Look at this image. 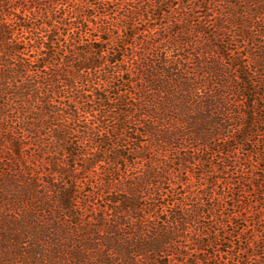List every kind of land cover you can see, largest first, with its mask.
<instances>
[{"label":"trees","instance_id":"obj_1","mask_svg":"<svg viewBox=\"0 0 264 264\" xmlns=\"http://www.w3.org/2000/svg\"><path fill=\"white\" fill-rule=\"evenodd\" d=\"M92 1L0 0V264H264L219 234L231 143L264 126V0H135L159 27Z\"/></svg>","mask_w":264,"mask_h":264},{"label":"rangeland","instance_id":"obj_2","mask_svg":"<svg viewBox=\"0 0 264 264\" xmlns=\"http://www.w3.org/2000/svg\"><path fill=\"white\" fill-rule=\"evenodd\" d=\"M109 1L110 3L106 6L107 7L106 13L108 17H111L110 18L111 20L112 18L113 20H115V18L120 20L119 18L121 17L125 18L124 17L125 15H128L131 18L132 14L130 13V10L140 11L141 9V7L138 5V2H135V0H131L129 2H127V0H109ZM42 4H43V1H42ZM92 4L94 6H98L99 5L98 0H93ZM97 8L98 7H95V9ZM153 13L155 14V16H150L148 17V20H146L145 17H143V13L141 12L140 17L138 16L135 19L131 18L132 20L130 22L133 25L136 24L137 26L139 25V23H141L142 25L143 24L144 25L153 24L155 27L157 26L159 27V25L161 23H164L165 20H162V18L158 16L156 12H153ZM96 14L100 16L98 11L96 12ZM89 25L92 26L91 23H89ZM142 25H140L139 28ZM70 27H72V23ZM37 31L39 32V34L42 33V30H40V27H38ZM69 34H70V31L67 27H61L58 30L59 39L60 38L68 39ZM129 42H131V40H129ZM262 132H264V126L257 125L255 126L254 129H252V131L248 132L247 137L250 139L248 143L246 142L242 143L240 141L239 142L233 141L231 143V147H230L231 149L229 151L230 156L227 157V159L233 161V164H235L232 170L233 172L232 174L233 176L237 177V180H239L237 188L236 190H234L235 197L239 196L238 197L239 202H234L235 206H233L232 208V211H233L232 214L235 216L233 217L234 219L228 222L226 221L228 219L224 217L223 222H227L226 226H224L225 230L221 228V230H219V234L227 235L229 230L233 231V237H230V239L238 240V243L245 248L248 247V250H252L250 249V247H253L255 250V244L258 242V240L264 239V231H263L264 229V197L261 195V192L264 190V172L261 171V173L259 174V180L255 181L253 185L254 187H249L246 189L245 192L244 191L242 192V189L248 186L247 181L253 177V173L249 171V168L251 167V164H255V160L257 159L254 153L260 154L261 156H263L262 154H264V145H262L264 142L263 143L261 142ZM166 155L168 157H173V155L172 154L170 155V152L168 151L166 152ZM213 156H214V151L211 150V154L205 156V158L208 160L209 159L214 160V162H216L217 160ZM261 164H264V160L263 162H261ZM208 166L211 167L212 165L205 164V166L203 167L195 166L191 168L190 173L188 174V177L182 175L183 180L185 178L186 179L189 178L187 181L185 179L184 182H189V180L192 181L193 186L190 187L191 189L195 188V186H198L200 183L208 182L210 179H211V182H213L214 175L211 172V178H210L209 171H207L209 170ZM204 168H206L205 169L206 171L204 170ZM250 189H253V190L249 191ZM209 206L210 205H208L207 208H209ZM215 211H217L216 208L212 209V215H215ZM224 213L230 216V211H225ZM211 218L212 217L201 219V222L198 224V226L200 227L199 230L201 232L208 231L212 233L215 230H217L218 227L212 222ZM238 235H240V237L236 238ZM227 236L229 237V235ZM217 240L218 238L217 239L214 238L213 234H211V239H210L211 245H209L208 247H205L207 252H205L203 255L200 256V262L202 261L212 262L213 261V260L211 261L210 253L212 254L215 253L214 250L216 248L215 247L216 242H218ZM28 241L31 242L30 240ZM260 245L261 244H259V246ZM240 257L243 258V255L241 254ZM195 259H196L195 257L191 258L192 261H194ZM215 262L217 263V261Z\"/></svg>","mask_w":264,"mask_h":264}]
</instances>
